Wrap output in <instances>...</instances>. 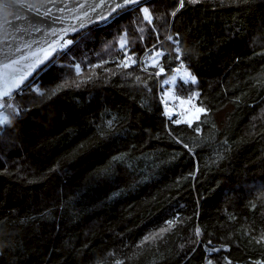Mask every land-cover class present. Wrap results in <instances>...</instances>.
Returning a JSON list of instances; mask_svg holds the SVG:
<instances>
[{"label": "trees", "instance_id": "16d2710c", "mask_svg": "<svg viewBox=\"0 0 264 264\" xmlns=\"http://www.w3.org/2000/svg\"><path fill=\"white\" fill-rule=\"evenodd\" d=\"M69 38L0 125V264H264L243 186L264 182V0H144ZM180 63L191 123L157 94Z\"/></svg>", "mask_w": 264, "mask_h": 264}, {"label": "water", "instance_id": "95a60500", "mask_svg": "<svg viewBox=\"0 0 264 264\" xmlns=\"http://www.w3.org/2000/svg\"><path fill=\"white\" fill-rule=\"evenodd\" d=\"M142 1L0 0V92L12 81H20L8 95H0V102L51 63L66 37L102 24Z\"/></svg>", "mask_w": 264, "mask_h": 264}, {"label": "rangeland", "instance_id": "374dc122", "mask_svg": "<svg viewBox=\"0 0 264 264\" xmlns=\"http://www.w3.org/2000/svg\"><path fill=\"white\" fill-rule=\"evenodd\" d=\"M141 9L147 8L142 6ZM69 37L64 39V41L66 40L65 44H68L70 41H72V37ZM122 43L123 37L121 39H115L110 43L109 49H112L118 44L122 45ZM63 45L64 42L60 46L61 49L63 48ZM160 54V50H153L151 53H147L142 59V64L144 66H153V62H155V64L158 62ZM161 69L162 68H159L156 73H162L163 71H161ZM74 71L77 72L79 70L78 68H75ZM185 73L189 75L186 76ZM189 76L193 77L194 80L190 79ZM157 94L159 100L163 104L164 113L167 115L168 119L171 118L177 122L191 123L192 121L197 120L205 110L202 105L197 103L199 90L196 77L183 63H180L177 67H175L171 74L158 79ZM12 95L1 100L0 103L2 108L0 110V117H7L10 109L13 108ZM197 109H203V111L198 112ZM2 145L6 146L7 142L3 141ZM3 150L4 149H2L0 144V157L6 159ZM12 165L18 169V173H23L24 167H19L17 162H14ZM243 186L246 189H250V193H252V195L258 196L260 200L264 201V182H244ZM168 229H170V225L151 230L145 234L144 240L151 241L160 238L162 234Z\"/></svg>", "mask_w": 264, "mask_h": 264}, {"label": "snow or ice", "instance_id": "6c2138e0", "mask_svg": "<svg viewBox=\"0 0 264 264\" xmlns=\"http://www.w3.org/2000/svg\"><path fill=\"white\" fill-rule=\"evenodd\" d=\"M135 2H136V0H125V3H135ZM181 6H182V5H181ZM141 11L144 12V14H145V19H146V20H150V16H149V14H148V10H147V9H141ZM170 38H171V37H169V39H170ZM125 66H127V65H125ZM153 66H155V62H153ZM5 67H7V65H5ZM161 71H163V69H161ZM185 75L188 76L189 74L185 73ZM189 78L194 80L193 77H190V76H189ZM19 82H20L19 79L12 81V82L9 84L7 90H5V91H3V92H0V95H5V96L8 95L9 92L11 91V88L16 87V86L19 84ZM197 111H198V112H199V111H203V109H197ZM6 123H7V117H0V125L6 124Z\"/></svg>", "mask_w": 264, "mask_h": 264}, {"label": "bare ground", "instance_id": "6f19581e", "mask_svg": "<svg viewBox=\"0 0 264 264\" xmlns=\"http://www.w3.org/2000/svg\"><path fill=\"white\" fill-rule=\"evenodd\" d=\"M133 6H134V5H133ZM130 7H131V6H130ZM118 12H119V11H118ZM114 15H115V14H114ZM110 19H111V18H110ZM110 19H109V20H110ZM109 20H108V21H109ZM106 22H107V21H106ZM104 23H105V22H104ZM91 27H92V26H91ZM85 30H86V29H85ZM83 31H84V30H83ZM83 31H82V32H83ZM80 33H81V32H80ZM78 34H79V33H78ZM63 41H64V40H63ZM63 41H62L61 45L63 44ZM61 45H60V46H61ZM60 48H61V47H59V49H60ZM1 108H2V107H1ZM0 110H1V109H0Z\"/></svg>", "mask_w": 264, "mask_h": 264}]
</instances>
